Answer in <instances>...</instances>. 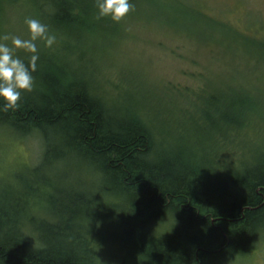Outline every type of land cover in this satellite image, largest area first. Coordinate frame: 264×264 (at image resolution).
<instances>
[{
  "label": "trees",
  "instance_id": "1",
  "mask_svg": "<svg viewBox=\"0 0 264 264\" xmlns=\"http://www.w3.org/2000/svg\"><path fill=\"white\" fill-rule=\"evenodd\" d=\"M174 1L181 4L173 0L178 7L171 3V10L182 11ZM34 2L46 4L48 21L69 37L116 33L110 17H97L95 0ZM133 2L139 7L150 1ZM27 55L21 57L26 63ZM43 59L19 107L4 109L0 101V126L22 135L35 130L44 147L38 166L15 181L18 188L21 182L27 186L15 195L0 191V264H103L101 244L84 227L93 218L87 194L106 201L99 217L110 222L105 233L120 264H212L255 248L264 236V134L249 141L246 133L257 129L252 126L255 114L262 116L261 100L233 87L202 89L199 116L182 119L174 132L152 116L159 143L146 115L107 104L88 79L73 73L68 78L48 59L39 65ZM222 143H235L230 167ZM65 161L97 174L100 184L92 194L77 192L61 202L50 178L36 175ZM162 219L171 226L166 234L154 227Z\"/></svg>",
  "mask_w": 264,
  "mask_h": 264
},
{
  "label": "rangeland",
  "instance_id": "2",
  "mask_svg": "<svg viewBox=\"0 0 264 264\" xmlns=\"http://www.w3.org/2000/svg\"><path fill=\"white\" fill-rule=\"evenodd\" d=\"M149 1L134 7L125 18L112 20L110 26L116 29L114 35L89 31L77 40L48 21L51 11L46 4H37L34 0H1L0 38L6 35L27 38L26 17L40 19L56 35V41L51 47L42 40L37 41L39 56L45 58L38 64L43 66L48 61L61 67L68 78L70 73L85 77L107 104L115 108L121 106L139 117L146 115L151 119L147 120L159 143L163 139L157 136L156 120L152 116L158 114L174 132L182 119L199 116L196 114L197 97L202 89L233 87L261 100L257 109L262 116L255 114L256 126L252 127L257 129L253 134L248 130L246 139L253 141L256 135L264 134V60L260 53L264 43V0H180L181 4L174 1L182 11L171 10V3L178 7L173 0ZM5 42L10 43V39ZM17 54L31 55L24 50H17ZM31 132L22 135L0 126V191L9 195L27 186L21 182L19 189L15 181L19 176H27L42 160V136L35 130ZM221 145L226 149L222 151L226 159H222L227 160L225 165L230 167L229 161L235 159L237 152L233 150L235 143L229 147L225 143ZM66 163L47 170L43 166L36 175H43L41 180L50 178V189L57 191L55 197L61 195V202H68L67 198L76 196L77 192L92 194L94 187L100 184L97 174L86 164ZM57 187L62 188L61 194ZM95 196L87 194L90 197L87 212L95 219L84 227L101 244L99 248L105 257H99L103 264H120L111 234L105 233L110 222L103 216L100 218L98 210L106 201ZM104 211L105 216L108 210ZM114 213L119 216L118 211ZM169 226L170 223L162 219L154 227L166 234ZM105 236L108 239L105 240ZM252 250L212 264H264V236H260Z\"/></svg>",
  "mask_w": 264,
  "mask_h": 264
},
{
  "label": "clouds",
  "instance_id": "3",
  "mask_svg": "<svg viewBox=\"0 0 264 264\" xmlns=\"http://www.w3.org/2000/svg\"><path fill=\"white\" fill-rule=\"evenodd\" d=\"M97 17H110L119 21L134 9L133 0H95ZM29 35H8L0 38V101L4 109L19 107L22 92L34 87L33 72L39 58L37 41L42 40L51 47L56 35L48 30V25L35 17H26ZM10 39V43L5 42ZM17 50H24L31 55L27 63Z\"/></svg>",
  "mask_w": 264,
  "mask_h": 264
},
{
  "label": "bare ground",
  "instance_id": "4",
  "mask_svg": "<svg viewBox=\"0 0 264 264\" xmlns=\"http://www.w3.org/2000/svg\"><path fill=\"white\" fill-rule=\"evenodd\" d=\"M173 127V126H172ZM222 142V141H221ZM204 143V142H203ZM26 167V166H25ZM43 176V175H42ZM37 179V178H36ZM72 184V183H71ZM85 189V188H84ZM83 190V189H81ZM101 207V206H100ZM161 214V213H160ZM154 235V234H153ZM15 236V235H14ZM158 237V236H157ZM84 238V237H83ZM122 239V238H121ZM47 249V248H46ZM5 255V254H4ZM129 260V259H128Z\"/></svg>",
  "mask_w": 264,
  "mask_h": 264
}]
</instances>
